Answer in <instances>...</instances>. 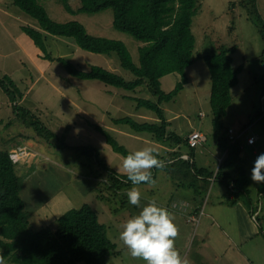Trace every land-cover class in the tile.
I'll list each match as a JSON object with an SVG mask.
<instances>
[{"label": "rangeland", "instance_id": "rangeland-1", "mask_svg": "<svg viewBox=\"0 0 264 264\" xmlns=\"http://www.w3.org/2000/svg\"><path fill=\"white\" fill-rule=\"evenodd\" d=\"M39 2L56 21L75 20L81 22L91 35L122 41L130 51L134 63L140 65L139 48L143 43L114 28L112 9L74 15L69 13L59 0ZM69 3L75 11L82 5L81 0H70ZM255 10H258L264 21V0H256L255 3L253 0H200V9L192 24V34L196 39L194 63L186 70L190 84L172 101L163 104L167 119L171 122V131L184 136L187 130L196 127L208 138V142L202 143L199 147L206 148L207 153L215 142L210 104L211 75L204 60V57L211 53L236 47L235 52L231 54L232 65L234 69H240V84L231 91L232 104L223 119L224 127L239 132L251 126L250 133L264 129V119L260 120L259 114L264 109V40L259 24L249 16L251 11ZM23 25L39 28L37 21L15 6L12 0H0V77L4 75L12 77L25 95L19 104L40 117L51 130L58 133L62 141L59 143L61 147H56L24 126L17 119L8 96L0 87V150L11 144L16 150L24 149L23 154L16 151V155L20 159L26 157L23 166L28 172L31 171L30 174L22 176V197L26 203V210L31 213V227L38 231L47 226H55L57 219L64 214L88 204L99 213L100 222L107 226L109 238L116 244L115 252L106 264H145L142 260L133 259L119 240L122 225L130 217L128 218L124 211L118 193L107 188L108 181L91 176L94 171L97 175V170L101 167L94 159L75 150H69L68 147L64 148V142L69 147L96 148L109 170L125 175L120 171L124 157L107 144L104 135L95 125L102 126L120 145L131 152L145 147H152L158 152V148L134 136L152 138V135L135 134L129 126L113 123V119L128 116L138 122H145L139 118L138 111H145L146 114L149 111L137 109V102L133 99L145 98L153 101L157 99L146 87L125 90L106 85L99 80H82L69 75L57 61L43 59V53L34 55L41 50L23 33L21 29ZM46 44L53 57L67 58L82 70L88 71L91 66L97 65L108 70L114 69L113 72L127 81L135 79L133 73L121 66L117 54L108 56L88 52L80 49L69 38L48 33ZM41 61L49 64L44 67L40 64ZM180 81V74H170L162 80V88L170 92ZM149 113L154 117L153 113ZM107 126L122 129L133 136L119 134ZM29 136L34 139H24ZM169 145L171 144H165V147L169 148ZM27 148L39 154L36 159L32 158V152ZM184 149L189 151L186 147ZM261 153H264V150ZM252 159L248 160L251 164ZM197 162L200 163V160L197 159ZM163 172L156 173L154 186L143 184L138 186L139 190L160 201L175 195L173 189L177 184L181 186V183L174 178H167L166 171ZM250 187L253 194L250 195L254 198L259 184H254L251 180ZM36 189H40V192L36 193L34 191ZM263 192L262 190L259 196L264 205ZM256 194L258 196V192ZM43 202L45 204H42ZM140 211L133 210L131 214L137 215ZM170 213L179 228V236L175 241L176 249L190 264L194 262L205 264L201 258H197L200 243L197 241L193 245L195 235L198 234L196 224L187 221L183 214L172 210ZM179 219L181 225L178 224ZM263 219L262 214L260 221L263 222ZM213 240L217 241L214 237ZM240 249L247 251L242 246ZM254 259L255 262L264 263L261 259ZM6 262L10 264L7 259Z\"/></svg>", "mask_w": 264, "mask_h": 264}, {"label": "trees", "instance_id": "trees-1", "mask_svg": "<svg viewBox=\"0 0 264 264\" xmlns=\"http://www.w3.org/2000/svg\"><path fill=\"white\" fill-rule=\"evenodd\" d=\"M71 14L99 13L107 9L114 12L113 26L117 31L127 33L143 43L139 48L140 65H136L127 46L122 42L106 37L89 34L87 28L78 21L59 22L54 20L39 0H12V3L37 21L39 28L23 25V33L28 35L35 46L43 53L42 58L62 64L69 75L82 80H99L106 85L125 90H136L146 87L157 100L134 98L137 109H146L154 114L155 121L138 122L132 117L113 119L116 125H127L135 134L148 133L153 140L161 144L188 145L189 140L171 131V122L167 119L164 103L172 101L184 90L188 83L186 70L194 63L195 36L192 34L193 19L200 9V0H81V7L75 11L70 0H59ZM254 3L256 0H253ZM256 7V5H255ZM249 16L260 26L264 40V21L258 10L251 11ZM69 38L80 49L95 54L111 56L117 54L121 66L133 73L135 79L127 81L124 77L104 67L93 65L90 70H82L67 58H55L48 51L46 34ZM236 47L222 49L204 57L211 75V112L214 138L217 145L226 151V156L218 172L199 168L192 159L184 160L181 154H171L178 157L175 164H166L162 169L170 176L179 180L183 187L196 190L202 198V203L209 192L210 181L227 182L234 199V205L241 195L250 200V191L245 173L238 165L242 153L240 142L232 143L228 129L224 127L223 119L232 104V89L239 83V70L234 69L232 53ZM264 56V52H263ZM178 73L181 81L170 92L162 88V79L170 74ZM0 87L8 96L17 119L31 129L38 137L47 140L51 145L61 147V137L47 126L40 117L24 108L19 102L24 98L21 88L9 75L0 77ZM260 112V116L263 114ZM1 124V121H0ZM96 129L105 137L112 149L123 157L132 153L110 135L102 126ZM25 140L34 139L26 137ZM58 141V143L56 142ZM13 144L0 150V248L10 264H106L116 244L109 238L108 228L100 222L99 215L92 206L84 204L72 209L61 218L55 226H47L35 231L30 225V216L22 197V176L30 174L23 166L26 160L13 163L11 157H17ZM75 150L80 154L94 159L99 166L91 176L108 181L107 188L115 193L131 187L126 175H120L109 170L101 157L100 151L91 146L69 147L64 142V148ZM32 152V158L39 155ZM30 155V154H29ZM90 162V166H91ZM233 168L239 173L234 177ZM162 169H153V179ZM107 172V173H106ZM191 176L197 179H190ZM26 179V178H25ZM200 182H199V181ZM210 180V181H209ZM102 191H100L101 193ZM257 207L252 210V216L258 221ZM199 217L195 218L198 220ZM196 224V221L190 222ZM197 227V226H196Z\"/></svg>", "mask_w": 264, "mask_h": 264}, {"label": "crops", "instance_id": "crops-1", "mask_svg": "<svg viewBox=\"0 0 264 264\" xmlns=\"http://www.w3.org/2000/svg\"><path fill=\"white\" fill-rule=\"evenodd\" d=\"M35 54L37 56L42 55V52H36L34 53V55ZM34 59L38 60L37 58ZM40 64L45 67L49 63L45 64L41 61ZM111 70L115 71L114 69ZM189 84L190 79L188 78V83L186 86H188ZM239 84L240 79L238 85ZM108 90L110 91L111 89H107V91ZM138 112L140 114L139 118L144 121L156 120L149 112L148 114H146L145 111L142 110ZM107 128L125 136H133L132 133L123 131L122 129L118 130L115 127L110 126H107ZM194 131L200 130L194 127L191 130H187V132H185L183 134L184 136L182 137L188 139L190 134ZM200 132L203 133L202 131ZM254 133L259 136V139L255 145H248L246 137L241 139L240 144L242 145L243 150L238 159V165L245 173V177L248 181V189L251 195L253 194L251 193L252 187H250L251 180L249 176L251 175V170L254 166V162L257 156L262 152V150H264V129H260V131L258 132L254 131ZM134 136L138 140H141L142 142L146 141L147 143L158 148L159 151L156 152V154L158 155V159L163 160L165 162V165L168 163L175 164L178 160V157L173 158L171 154H181L182 159H192L193 161H195L196 165L198 164L197 166L199 168L209 169L210 171H214V173L216 174L226 156V151L221 149L217 145L216 141L213 144L214 146H210L207 153L206 148L199 149V147H201L202 145L198 146L197 148H191L189 144H186V146L171 144L169 145V148H166L165 144L158 143L151 137L143 138L136 135ZM205 142H208L207 137ZM184 147H186L189 151H186ZM250 158H253V161H251L252 164L250 163V161H248ZM197 159L200 160V163L197 162ZM159 171L165 172V170L163 169ZM231 172L234 177H237L239 175L235 168H233ZM165 173L169 176H167V178L173 179L167 171ZM190 179L195 180L197 178L191 176ZM169 180L168 183H170ZM176 181L180 182L179 180ZM140 186H143V184L139 185V187ZM131 187H133V185ZM131 187L124 188L118 191V199H120V202H122L124 211H126L128 218L134 216L133 214H131V211L142 210V207L146 206L149 201L155 200L151 196L145 194L143 191H140L142 195L141 207L130 205L126 193L130 190ZM262 190L264 191V184H259V188L255 190L256 192L254 193V198H252L250 195V202L247 201V199L244 198L243 195H241L239 198H236L237 202L234 205H230V201L235 197L233 193L230 192L229 183L223 181H215L214 179H212L210 181L209 192L207 194L208 197L206 196L207 200L205 199L203 203L202 198L196 194L195 189H192L190 187H183L182 185L180 186L178 184L173 189V193H175V195H172L169 199H165L163 201H155L158 206L168 208L169 212L170 210H172L173 212L185 215L187 221L189 216L194 215L196 217H199L198 213L200 214V218L198 219L199 225L196 229V232L198 231V234L195 235L193 245L197 241L200 243V245L198 246L197 258H201V261H204L205 264H260L259 261L255 262L254 258L264 261V219L263 222L260 221L262 214L264 215V205L261 196H259ZM34 191L36 193H39L40 189H36ZM257 192L258 196L256 194ZM81 194L83 195V193ZM46 203H48V201ZM42 204H45V202H43ZM254 207H257L256 210L257 213H259V217L257 218L258 221H256L252 217V210L254 209ZM180 220L181 219H179L178 221L179 225L182 224ZM213 237L217 241H214ZM221 246L226 248V250H223ZM240 246L247 249V251L241 250ZM194 264L196 263L194 262Z\"/></svg>", "mask_w": 264, "mask_h": 264}, {"label": "clouds", "instance_id": "clouds-1", "mask_svg": "<svg viewBox=\"0 0 264 264\" xmlns=\"http://www.w3.org/2000/svg\"><path fill=\"white\" fill-rule=\"evenodd\" d=\"M249 143H254V139H250ZM16 151L24 153V149ZM11 159L13 163H17L19 156ZM163 167L165 162L158 159L152 147L129 153L123 158L120 171L133 185L126 193L130 205L141 207L142 195L138 186L141 184L154 186L152 170ZM250 179L254 184H264V153L257 156ZM178 236L179 228L174 223V216L152 200L122 225L119 240L133 259L142 260L145 264H190L188 259L182 257L176 249L175 241ZM0 264H7L2 253H0Z\"/></svg>", "mask_w": 264, "mask_h": 264}, {"label": "built area", "instance_id": "built-area-1", "mask_svg": "<svg viewBox=\"0 0 264 264\" xmlns=\"http://www.w3.org/2000/svg\"><path fill=\"white\" fill-rule=\"evenodd\" d=\"M263 118H264V112L260 116V120ZM251 130H252L251 126L248 127L247 129H243L242 131H239V132H236L234 129L231 128V129H229V138L232 141V143H237V142H240L242 138L246 137L248 145H255L259 139V136L254 132L250 133ZM250 139H254V143L250 144L249 143ZM188 140H189V146L191 148H197L203 142L206 141V137L200 131H194L190 134ZM255 218H256V216H254V219ZM188 221L189 222L196 221V226L199 225V220H197L194 215L189 216Z\"/></svg>", "mask_w": 264, "mask_h": 264}]
</instances>
